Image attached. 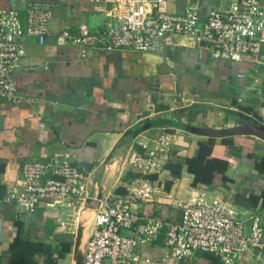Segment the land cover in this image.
<instances>
[{
  "label": "crops",
  "instance_id": "1",
  "mask_svg": "<svg viewBox=\"0 0 264 264\" xmlns=\"http://www.w3.org/2000/svg\"><path fill=\"white\" fill-rule=\"evenodd\" d=\"M242 0H166L170 14L197 5L200 15L225 14ZM264 7V0H256ZM105 0H0L1 10L21 13L29 4L49 6L53 17L45 43L27 39L15 74L21 101H0V264H83L99 203L125 195L143 179L151 201L134 204L136 216L180 220L175 202L204 195L245 216L264 213V60L254 64L211 60L194 42L175 36L162 56L90 51L57 44V34L80 26L100 29ZM165 141L157 167L145 171L156 144ZM203 157L211 181L195 183L187 160ZM254 156L252 158L250 156ZM65 155L87 178L88 200L79 208L40 199L33 214L6 203L29 160ZM256 157V158H255ZM211 159L226 162L217 169ZM226 178V181L223 179ZM224 180V181H223ZM262 220V218H261ZM142 221L131 230L137 236ZM165 230L137 248V264H166ZM185 264H221L197 252Z\"/></svg>",
  "mask_w": 264,
  "mask_h": 264
},
{
  "label": "built area",
  "instance_id": "2",
  "mask_svg": "<svg viewBox=\"0 0 264 264\" xmlns=\"http://www.w3.org/2000/svg\"><path fill=\"white\" fill-rule=\"evenodd\" d=\"M105 21L100 29L80 26L57 34V44L73 47L85 57L90 51L112 53L132 51L162 56L175 36L191 39L211 60L239 63L264 60V7L256 0L239 1L225 14L200 15L197 5L186 7L182 15L170 14L166 0H105ZM53 17L49 6L29 4L21 19L16 10L0 11V101L15 105L21 95L15 74L21 67L27 39L45 43ZM165 141L156 144L145 165L157 167L155 159ZM125 195L99 203L95 211L83 264H137V248L151 242L165 230V247L172 263L185 264L197 253L210 254L221 264H264V226L257 214L242 221L227 204L205 202L203 194L189 202H175L180 208L178 222L168 223L148 216L138 217L132 206L151 201L153 188L143 179ZM87 178L65 155L47 163L29 160L22 166V178L7 190L6 203L22 204L29 211L40 200L49 205L79 208L88 200ZM142 221L137 236L124 231ZM246 223H249L246 226Z\"/></svg>",
  "mask_w": 264,
  "mask_h": 264
},
{
  "label": "trees",
  "instance_id": "3",
  "mask_svg": "<svg viewBox=\"0 0 264 264\" xmlns=\"http://www.w3.org/2000/svg\"><path fill=\"white\" fill-rule=\"evenodd\" d=\"M250 156L254 158V156H252L251 154ZM202 161H203V157L201 156V154L198 155L196 158H193V159L190 158L187 160V166H188L189 171L193 172V166L200 168L195 172L194 186H197L198 183H205L206 181H211V179H209V176H207V172H206L209 167H207V165L202 164ZM210 161H211V164L217 166V169H219V167H220V170L226 169V166H227L226 162L221 161V160L220 161L214 160V159H211ZM259 165H260L259 171L263 173L264 172V158L259 161L257 166L259 167ZM223 179L226 181L225 177H223ZM261 197L264 201V192L262 193Z\"/></svg>",
  "mask_w": 264,
  "mask_h": 264
},
{
  "label": "rangeland",
  "instance_id": "4",
  "mask_svg": "<svg viewBox=\"0 0 264 264\" xmlns=\"http://www.w3.org/2000/svg\"><path fill=\"white\" fill-rule=\"evenodd\" d=\"M239 219H241L242 221L246 220L248 217H249V214L245 215V216H238ZM261 218H262V223H263V226H264V213L261 214ZM249 223H246V226H248ZM209 255V254H207Z\"/></svg>",
  "mask_w": 264,
  "mask_h": 264
},
{
  "label": "water",
  "instance_id": "5",
  "mask_svg": "<svg viewBox=\"0 0 264 264\" xmlns=\"http://www.w3.org/2000/svg\"><path fill=\"white\" fill-rule=\"evenodd\" d=\"M28 214H33V211H28Z\"/></svg>",
  "mask_w": 264,
  "mask_h": 264
}]
</instances>
